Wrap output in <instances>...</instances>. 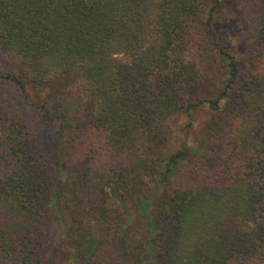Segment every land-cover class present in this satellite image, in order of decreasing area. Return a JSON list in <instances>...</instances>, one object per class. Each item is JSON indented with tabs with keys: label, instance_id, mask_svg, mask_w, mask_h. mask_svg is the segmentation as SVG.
<instances>
[{
	"label": "trees",
	"instance_id": "obj_1",
	"mask_svg": "<svg viewBox=\"0 0 264 264\" xmlns=\"http://www.w3.org/2000/svg\"><path fill=\"white\" fill-rule=\"evenodd\" d=\"M247 1L237 54L223 0H0V264H55L57 241L74 264H264V0ZM201 109L194 147L166 152Z\"/></svg>",
	"mask_w": 264,
	"mask_h": 264
},
{
	"label": "rangeland",
	"instance_id": "obj_2",
	"mask_svg": "<svg viewBox=\"0 0 264 264\" xmlns=\"http://www.w3.org/2000/svg\"><path fill=\"white\" fill-rule=\"evenodd\" d=\"M221 15L224 17H232L230 22L226 25L219 24L218 26L221 30V37L227 50L238 54L245 47L243 43H239V40L248 35L250 29L254 26V10L247 0H223L218 11V16H216V20H219ZM214 79H219L218 74L210 73V76L203 83L204 91H207V94L210 91V86L214 83ZM47 91V89H44L40 92L37 90L35 92L37 94H44L47 93ZM192 115L194 122L190 129L184 127L186 122L184 116H180L172 123L171 131L166 142V152L175 150L183 139H185L190 147H194L198 125L202 119L206 117V113L201 109L193 112ZM195 162L196 159L193 157L186 163L194 165ZM133 203L132 198H129L126 202V206L132 214V229L141 231L144 220L140 217L138 210L134 209ZM114 205L117 206V203H114ZM56 244L57 246L59 245L57 252L59 259L55 264H74L71 252L66 250L59 241H57Z\"/></svg>",
	"mask_w": 264,
	"mask_h": 264
}]
</instances>
